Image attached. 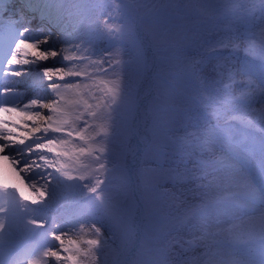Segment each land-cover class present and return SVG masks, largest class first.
I'll list each match as a JSON object with an SVG mask.
<instances>
[{"label": "snow or ice", "instance_id": "6c2138e0", "mask_svg": "<svg viewBox=\"0 0 264 264\" xmlns=\"http://www.w3.org/2000/svg\"><path fill=\"white\" fill-rule=\"evenodd\" d=\"M17 2L0 0V264L143 256L145 238L113 216L106 194L137 165L157 181L197 182L194 202L172 194L174 213L149 214L148 264H264V137L259 158L254 138L264 133V0ZM176 19L190 23L173 32ZM146 24L168 41L180 62L168 75L184 85L150 140L133 123L157 39ZM155 78L168 82L160 68ZM181 233H199L203 251L189 255Z\"/></svg>", "mask_w": 264, "mask_h": 264}, {"label": "rangeland", "instance_id": "374dc122", "mask_svg": "<svg viewBox=\"0 0 264 264\" xmlns=\"http://www.w3.org/2000/svg\"><path fill=\"white\" fill-rule=\"evenodd\" d=\"M15 1V0H13ZM17 2V0L15 1ZM19 3V2H18ZM67 7V5H65ZM74 13V10H73ZM77 17L75 14L72 17V22H75ZM189 21L176 19L172 21L176 27L173 28V32L181 31V25L189 24ZM145 29L150 32H155L157 39L155 40V48L149 47L147 49V58L150 65V70L146 74V79L144 81L143 87L140 91V105L139 109L135 114V119L133 121L134 125L138 126L140 131V136L147 137L149 140L152 138V128L153 121L163 120L167 118V113L162 111L164 108L168 107L173 103V101H179L181 99V93L184 89L183 83L179 79H173L168 75V73H178L180 70V62L176 59L171 58V53L169 51L168 41L161 37L160 32L157 28L152 25H144ZM151 39V38H150ZM148 42L146 41V44ZM234 43L240 44L238 49H231L236 55L243 56L245 53L243 51L244 45L240 41H235ZM131 47V44H129ZM260 63V57L257 55L255 57H250ZM163 69V75L167 79V83L155 78V73L157 69ZM134 75L135 66L130 70ZM153 85V88L151 87ZM239 88H237V92ZM32 94H29L31 96ZM26 97L25 99H27ZM259 108V105H256ZM255 118V117H253ZM183 135V132L180 133ZM261 137H264V133L260 132L257 128L254 132V138L256 141L257 158H259V142ZM139 137H137V140ZM137 140H133L135 144ZM212 153H204V158L207 159ZM221 153L215 150V156H220ZM131 157H129V161ZM151 165H145L144 167H150ZM191 167V164L189 165ZM140 166L137 165V172L132 175L130 181L126 182V178L117 171L114 174L113 181L107 189V197L109 204L111 206V211L114 217L117 219L123 218L125 224L130 223L132 232L134 233V238L137 242L141 237L145 238L143 256L131 257L128 264H148L150 249L152 247L151 237L153 235L152 223L150 219V213L156 215H163L168 213H174L176 211V202L173 200V195L180 196L181 200L185 198L189 202L193 201V194L190 191L193 189L197 182L192 180H187L184 183H174L171 178L162 177L157 181L154 173L144 171H139ZM180 171H183V166H181ZM159 183L161 185L159 191L150 192L149 189L154 183ZM170 194L165 195V191ZM213 189V193H214ZM69 196L71 199L72 193H63ZM144 198V199H142ZM145 199L148 201V211L145 209ZM139 205V210L136 211L135 215L132 216L129 221L128 209ZM233 223L229 222L221 224V227H231ZM246 226V225H245ZM118 235L127 239L129 233L127 228L118 233ZM184 241H193L195 247L193 252L189 255H198L203 251L202 241L199 240V233L195 237L189 235L188 233H181ZM187 246V244H185ZM177 250H179L177 246ZM106 264H112L113 253L111 249H106Z\"/></svg>", "mask_w": 264, "mask_h": 264}, {"label": "bare ground", "instance_id": "6f19581e", "mask_svg": "<svg viewBox=\"0 0 264 264\" xmlns=\"http://www.w3.org/2000/svg\"><path fill=\"white\" fill-rule=\"evenodd\" d=\"M16 1V0H15ZM15 1H13V0H10V2H13V3H15L16 4V8H20L21 7V5H20V3H18V2H15ZM26 15H27V13H26ZM29 94H32L31 92L29 93ZM26 98V97H25ZM24 98V99H25Z\"/></svg>", "mask_w": 264, "mask_h": 264}]
</instances>
